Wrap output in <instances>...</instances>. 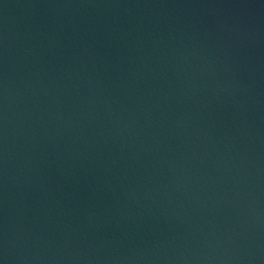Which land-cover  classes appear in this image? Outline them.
Listing matches in <instances>:
<instances>
[{
  "label": "water",
  "instance_id": "1",
  "mask_svg": "<svg viewBox=\"0 0 264 264\" xmlns=\"http://www.w3.org/2000/svg\"><path fill=\"white\" fill-rule=\"evenodd\" d=\"M0 264H264V0H0Z\"/></svg>",
  "mask_w": 264,
  "mask_h": 264
}]
</instances>
